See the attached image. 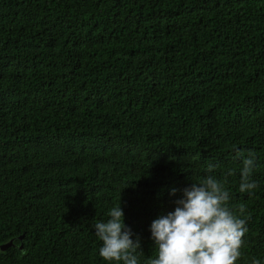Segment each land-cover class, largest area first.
Returning a JSON list of instances; mask_svg holds the SVG:
<instances>
[{
  "label": "trees",
  "instance_id": "obj_1",
  "mask_svg": "<svg viewBox=\"0 0 264 264\" xmlns=\"http://www.w3.org/2000/svg\"><path fill=\"white\" fill-rule=\"evenodd\" d=\"M229 171L237 264H264V0H0V264H106L120 201L146 264L152 222Z\"/></svg>",
  "mask_w": 264,
  "mask_h": 264
},
{
  "label": "clouds",
  "instance_id": "obj_2",
  "mask_svg": "<svg viewBox=\"0 0 264 264\" xmlns=\"http://www.w3.org/2000/svg\"><path fill=\"white\" fill-rule=\"evenodd\" d=\"M236 158L242 161L239 191L252 194L258 187L252 179L255 153L236 149ZM209 164L207 171L213 172ZM229 171L223 179L208 176L199 183H192L183 191V199L177 201L173 212L155 219L151 224V236L156 256L146 264H237L248 232L246 206L241 204L234 211L229 207L230 192L226 185ZM176 190H172L175 195ZM107 222L95 223V234L102 242L100 257L106 264H139L143 252L139 237L124 223L120 204L108 212ZM243 217V218H242ZM252 264H260L253 259Z\"/></svg>",
  "mask_w": 264,
  "mask_h": 264
},
{
  "label": "water",
  "instance_id": "obj_3",
  "mask_svg": "<svg viewBox=\"0 0 264 264\" xmlns=\"http://www.w3.org/2000/svg\"><path fill=\"white\" fill-rule=\"evenodd\" d=\"M13 245V243H12V241H10L9 243H6V244H4V245H1L0 246V249L1 250H5L6 248H8V247H10V246H12ZM21 248V247H20Z\"/></svg>",
  "mask_w": 264,
  "mask_h": 264
}]
</instances>
